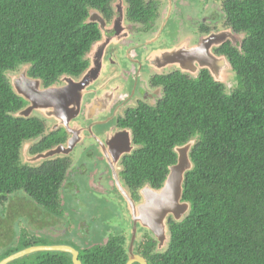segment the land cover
Returning <instances> with one entry per match:
<instances>
[{
    "label": "trees",
    "instance_id": "16d2710c",
    "mask_svg": "<svg viewBox=\"0 0 264 264\" xmlns=\"http://www.w3.org/2000/svg\"><path fill=\"white\" fill-rule=\"evenodd\" d=\"M113 1L0 0V205L23 192L50 212L61 210L57 192L66 171L62 164L21 163L22 144L43 126L17 117L25 100L15 94L8 74L28 66L29 77L47 86L62 76H79L100 38L89 14L109 17ZM124 2L130 21H152V3ZM223 10L227 24L243 35L238 48L223 49L236 73L234 89L214 82L206 70L196 79L175 72L163 78V100L145 113L144 122L138 119L144 124L135 134L145 143L128 160L130 183L161 187L168 166L177 161L174 149L196 138L190 154L194 166L183 185L191 210L181 222L169 223L164 251L153 244L145 249L148 264H264V0H225ZM34 245L47 243L28 240L21 249L1 252L0 261ZM79 259L126 264L127 255L111 241L80 249ZM9 264L73 262L68 253L42 251Z\"/></svg>",
    "mask_w": 264,
    "mask_h": 264
},
{
    "label": "flooded vegetation",
    "instance_id": "af4514ba",
    "mask_svg": "<svg viewBox=\"0 0 264 264\" xmlns=\"http://www.w3.org/2000/svg\"><path fill=\"white\" fill-rule=\"evenodd\" d=\"M193 1L205 6L207 12L203 14L202 11L201 17L195 20L189 19L190 25H186L187 19L183 15L179 27L187 26L190 31L183 30L179 34L174 32L180 29L176 27L180 7L176 16L171 18L167 14L166 2L161 0L148 2L153 7L149 24L130 21L126 17L124 0L112 2L109 17L97 11L90 12L88 19L98 21L101 18L104 24L94 22L100 38L94 43V50L90 49L84 58L88 63L84 72L77 77L62 76L48 86L43 82L39 87L43 91L53 88L62 94L66 92L65 95L74 94L66 101L65 96H60V103L39 109H33L31 102L25 100L24 107L16 114L17 117L36 119L43 126L41 133L22 144L21 163L34 168L45 162L65 166V177L57 192L63 210L58 212L67 215L69 221L47 215V223L52 226L54 238L76 233V247L73 248L79 252L85 246L101 244L102 241H95L103 236V228L104 232L108 229L99 219L103 212L119 219V223H107L113 226L109 235L112 230H120V235L105 237L100 246L116 242L125 251L127 261L131 253L144 257L143 253L150 244L157 252L167 247L169 241L160 247V242L141 223H135L128 202L127 205L124 203V198L128 197L137 208L144 202L146 189L158 190L163 186L155 187L150 181L141 184L128 181V160L142 150V143H145L135 134L144 124L138 119L143 120L145 113L155 109L165 97L163 78L183 72L196 79L206 70L201 69L198 61L194 62L196 70L190 72L186 62L182 63L185 69L174 64V52L205 44L210 54L219 60L224 59V66L216 77L224 86L225 80L236 79V73L223 49L226 44L238 48L243 39V35L235 33L228 24L227 28L224 27L225 0ZM203 61L204 58L201 63ZM94 67L100 68L98 74L90 73ZM15 80L13 78L11 84ZM77 83L83 85L81 97H76L82 91L76 87ZM231 87L230 84L228 89ZM51 152L54 154L44 160H33ZM173 165H169L168 170Z\"/></svg>",
    "mask_w": 264,
    "mask_h": 264
},
{
    "label": "water",
    "instance_id": "95a60500",
    "mask_svg": "<svg viewBox=\"0 0 264 264\" xmlns=\"http://www.w3.org/2000/svg\"><path fill=\"white\" fill-rule=\"evenodd\" d=\"M88 22H99L100 24H104V21L101 18H99L98 21L95 19H88ZM94 46L95 44L92 45L91 50H94ZM208 53L209 51L205 44L193 48H182L181 50L174 52V64H177L178 66L185 69L182 63L186 62V64L190 67L188 70L190 72L196 70L194 67V62L198 61L200 62L201 69H206L214 82L221 83V81H218L216 77L219 75V70H221L224 66V59L219 60L217 57ZM206 54L208 55L206 56ZM202 57L204 58V61L201 63L203 59ZM99 71V67H94L90 70V73L96 72L98 74ZM41 84V80H33L28 76L27 69L23 75H21L20 79L18 78L13 82L12 87L17 96L31 102L33 109L45 108V106L56 104L59 102L60 96H65L64 101H66L68 96L74 94L69 93L65 95L66 92L62 94L59 92L60 90L53 88L45 91L39 90ZM76 87L82 89L81 93L76 95V97H81L84 93L83 85L77 83ZM195 143L196 138H192L185 145L176 147L174 149V152L177 154V162L172 167H170L169 174L164 181L163 186L158 190L146 189L143 193L144 202L141 203L139 207L136 208L134 202L130 198H125L127 199V202L132 210L135 223H141L143 228L148 230L160 242V247H163L165 242L170 240V219H172L174 222H181L191 210V204L188 201L183 200V185L186 179V174L192 171L194 166L190 154ZM53 154L54 152L43 154L35 157L33 160H44ZM41 251L68 253L71 255L73 264H83L79 259V251L67 245H41L29 247L8 256L7 258L0 261V264H9L26 255ZM136 263L148 264L144 257L131 253L126 264Z\"/></svg>",
    "mask_w": 264,
    "mask_h": 264
},
{
    "label": "rangeland",
    "instance_id": "374dc122",
    "mask_svg": "<svg viewBox=\"0 0 264 264\" xmlns=\"http://www.w3.org/2000/svg\"><path fill=\"white\" fill-rule=\"evenodd\" d=\"M156 1V0H155ZM163 3L166 2L167 5V14L173 18L176 16L178 7L179 9V21H176V27H179V22L182 21V16H186V25L191 24L189 19L195 20L197 17H201V12L203 11V14L207 12V8L205 6H201L199 3L193 1V0H182L185 3H182L179 0H161ZM222 1V0H220ZM145 2H150V0H145ZM181 2V6L180 5ZM222 8H220L221 10ZM92 12V11H91ZM224 12V10H223ZM217 12L216 14H218ZM225 13V12H224ZM223 14V13H222ZM163 15V12L161 13V16ZM221 13L219 14V16ZM184 16V17H185ZM225 20V19H224ZM224 27L227 28V21L224 22ZM187 30L190 31L189 27L182 26V28L176 30L174 33L179 34L181 31ZM28 69V66H22L18 70H16L13 74L9 73L8 77L10 80H13V78H18L23 75V73ZM235 80L233 77H231L229 80L224 81V86L228 90V87L231 84V88L228 91H232L233 85L235 84ZM13 84V83H12ZM124 203L127 205V201L124 198ZM129 205V204H128ZM60 209L57 210V212H50L49 210L42 208L38 206L35 201H33L31 198H29L26 194L23 192H18L17 194H13L11 201L6 203V205H0V253L8 248L15 249H21L23 248L24 243H26L28 240L31 239H41L42 241L46 242L47 245H72V247H76V233H68L63 237H60L59 239L54 238L52 236V226H49V223H47V215H51L54 217H61L63 220L69 221V217L65 214L58 213V211H62L63 207L60 205ZM38 216V217H37ZM115 216L111 213L103 212L100 213L99 219L102 222L103 226L106 229L103 228L102 233L103 236L100 237L99 240H96V242H104L105 237L110 236H117L120 235V230H112L109 235V230L113 229L112 225H108V222H118L119 219H114ZM108 223V224H107ZM116 227L119 228V225ZM56 230V226H54V231ZM103 239V240H102ZM101 242V244H102ZM101 244H95V245H101ZM94 246V245H93ZM87 247V246H85ZM92 248V247H91ZM31 255L29 257L30 260H33L35 257H32Z\"/></svg>",
    "mask_w": 264,
    "mask_h": 264
},
{
    "label": "bare ground",
    "instance_id": "6f19581e",
    "mask_svg": "<svg viewBox=\"0 0 264 264\" xmlns=\"http://www.w3.org/2000/svg\"><path fill=\"white\" fill-rule=\"evenodd\" d=\"M85 75V74H84ZM194 147V146H193ZM185 183H186V181H185Z\"/></svg>",
    "mask_w": 264,
    "mask_h": 264
},
{
    "label": "clouds",
    "instance_id": "9594fccd",
    "mask_svg": "<svg viewBox=\"0 0 264 264\" xmlns=\"http://www.w3.org/2000/svg\"><path fill=\"white\" fill-rule=\"evenodd\" d=\"M207 71V70H206ZM183 74V73H182ZM185 75H186V73H185Z\"/></svg>",
    "mask_w": 264,
    "mask_h": 264
}]
</instances>
